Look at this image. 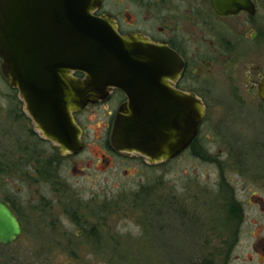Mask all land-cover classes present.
I'll use <instances>...</instances> for the list:
<instances>
[{
	"label": "rangeland",
	"instance_id": "374dc122",
	"mask_svg": "<svg viewBox=\"0 0 264 264\" xmlns=\"http://www.w3.org/2000/svg\"><path fill=\"white\" fill-rule=\"evenodd\" d=\"M115 4L106 0L111 10ZM1 77L0 197L35 210L23 216L21 238L0 245V264H224L206 234L225 223L219 186L229 177L241 185L243 177L236 166H222V174L202 158L218 145L201 144L196 153L155 164L112 153L111 102L78 116L85 146L62 155L34 136L22 102ZM239 148L254 158L252 145Z\"/></svg>",
	"mask_w": 264,
	"mask_h": 264
},
{
	"label": "water",
	"instance_id": "95a60500",
	"mask_svg": "<svg viewBox=\"0 0 264 264\" xmlns=\"http://www.w3.org/2000/svg\"><path fill=\"white\" fill-rule=\"evenodd\" d=\"M238 2L247 0L216 4L234 11ZM99 5L100 0H0L1 73L18 90L35 130L60 154L83 149L74 114L117 88L127 100L113 121L112 148L147 164L172 159L194 138L203 112L198 99L174 87L182 61L145 37L120 35L110 15L93 13ZM19 233L17 219L0 202V243H11Z\"/></svg>",
	"mask_w": 264,
	"mask_h": 264
},
{
	"label": "flooded vegetation",
	"instance_id": "af4514ba",
	"mask_svg": "<svg viewBox=\"0 0 264 264\" xmlns=\"http://www.w3.org/2000/svg\"><path fill=\"white\" fill-rule=\"evenodd\" d=\"M216 2L115 0L111 10L106 7V0H100L93 13L110 15L120 35H140L179 56L182 69L174 87L198 99L203 112L194 138L177 156L189 149L195 152L201 144L218 145L217 151L202 158L213 162L222 174V166H236L243 177L242 184L237 186L231 184L233 180L229 176L221 174L226 178L225 184L219 186V192L224 193L221 201L225 203V223L205 234L215 241L216 255L225 258L224 264H264V0L238 2L236 5L241 7L237 6L234 11L218 9ZM72 74L83 76L78 71ZM0 76L18 96V90L9 85L1 68ZM18 99L22 102L23 117L34 125L23 100L19 96ZM126 100V95L116 88L103 100L88 102L76 112L74 118L82 130V141L86 131L77 119L79 115L90 107L114 102V121ZM32 131L39 140L52 143L33 126ZM243 135L245 139L241 138ZM229 144L234 146V151ZM242 144L252 145L254 158H247L239 148ZM107 147L108 151L119 153L112 148L109 138ZM102 156L105 158L104 153ZM14 199L8 195L0 197V202L9 208L20 225V233L11 243L21 238L25 230L23 216L35 208L29 203L26 211Z\"/></svg>",
	"mask_w": 264,
	"mask_h": 264
}]
</instances>
